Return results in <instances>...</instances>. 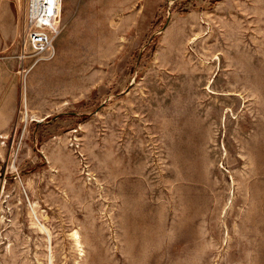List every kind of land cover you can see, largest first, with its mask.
<instances>
[{"label":"rangeland","instance_id":"rangeland-1","mask_svg":"<svg viewBox=\"0 0 264 264\" xmlns=\"http://www.w3.org/2000/svg\"><path fill=\"white\" fill-rule=\"evenodd\" d=\"M26 1H0V264H264V0H63L47 60Z\"/></svg>","mask_w":264,"mask_h":264},{"label":"built area","instance_id":"built-area-1","mask_svg":"<svg viewBox=\"0 0 264 264\" xmlns=\"http://www.w3.org/2000/svg\"><path fill=\"white\" fill-rule=\"evenodd\" d=\"M1 1V0H0ZM63 0H27L21 23L23 54L47 60L55 55L54 42L61 32Z\"/></svg>","mask_w":264,"mask_h":264},{"label":"bare ground","instance_id":"bare-ground-1","mask_svg":"<svg viewBox=\"0 0 264 264\" xmlns=\"http://www.w3.org/2000/svg\"><path fill=\"white\" fill-rule=\"evenodd\" d=\"M18 32H19V30H18Z\"/></svg>","mask_w":264,"mask_h":264}]
</instances>
